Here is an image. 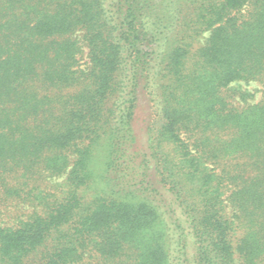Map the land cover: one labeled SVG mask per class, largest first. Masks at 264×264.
I'll list each match as a JSON object with an SVG mask.
<instances>
[{
	"label": "trees",
	"instance_id": "obj_1",
	"mask_svg": "<svg viewBox=\"0 0 264 264\" xmlns=\"http://www.w3.org/2000/svg\"><path fill=\"white\" fill-rule=\"evenodd\" d=\"M0 264H264V0H0Z\"/></svg>",
	"mask_w": 264,
	"mask_h": 264
},
{
	"label": "rangeland",
	"instance_id": "obj_2",
	"mask_svg": "<svg viewBox=\"0 0 264 264\" xmlns=\"http://www.w3.org/2000/svg\"><path fill=\"white\" fill-rule=\"evenodd\" d=\"M236 88H239L240 90L242 91H246V92H249L251 94H253L254 96V99L252 100H249L250 103H258L260 100H261V86L257 83H252V84H245V83H240L238 86H236ZM145 110V106L143 107L142 111L140 112V116H139V119H138V122H137V132L139 134V138L141 140H143V120L145 119V115H146V112L144 111ZM139 139V142L141 143L142 141H140Z\"/></svg>",
	"mask_w": 264,
	"mask_h": 264
}]
</instances>
